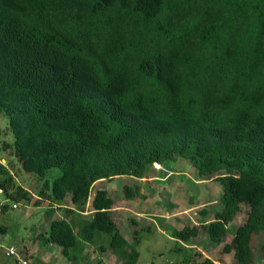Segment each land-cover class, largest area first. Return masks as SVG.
Returning <instances> with one entry per match:
<instances>
[{
  "label": "trees",
  "instance_id": "1",
  "mask_svg": "<svg viewBox=\"0 0 264 264\" xmlns=\"http://www.w3.org/2000/svg\"><path fill=\"white\" fill-rule=\"evenodd\" d=\"M0 112L14 135L0 151L36 175V202L80 216L89 204L77 230L67 216L50 217L39 233L70 261L91 243L138 264L116 197L105 187L93 193L94 184L130 176L123 196L132 200L149 166L188 160L222 183L221 207L173 236L187 242L202 229L233 254L230 264H255L253 237L264 233V0H0ZM53 167L61 172L52 182ZM0 188L12 208L33 196L2 159ZM243 204L247 217L232 233ZM10 207L0 204V214ZM196 252V264H228Z\"/></svg>",
  "mask_w": 264,
  "mask_h": 264
},
{
  "label": "rangeland",
  "instance_id": "2",
  "mask_svg": "<svg viewBox=\"0 0 264 264\" xmlns=\"http://www.w3.org/2000/svg\"><path fill=\"white\" fill-rule=\"evenodd\" d=\"M3 139L13 140L14 135L9 128L6 114L0 112V143ZM11 153L10 150H1L0 159L9 165L18 181L29 189L33 196L30 200L18 202V206L12 208L14 201L0 188V204L8 203L11 206L6 212L0 214V223L7 226L6 232L0 231V264H19L18 260L21 257L28 259L29 264H43L45 258L51 257L46 255L42 258L45 245L38 233L48 228L52 217L68 215L55 205L52 211L53 204L48 199L44 198L40 200L41 202H36L41 183L34 173L24 170L17 157ZM147 171V176L142 179L144 182L141 191L132 200H127L123 196V186L135 181L130 176L100 180L94 184L93 188L94 192L97 187H105L116 197L117 203L113 212L129 241L138 242L136 247L141 252L138 264H196L195 261L201 258L196 251L212 257L217 263H235L233 254H224L223 244L211 241L202 229L197 237L187 242L173 236V230L176 227L202 224L214 217L215 211L221 207L222 183L214 177H201L188 160L169 161L159 166L154 163L148 167ZM60 172L59 167H53L48 177L53 182ZM247 210L248 206L243 204L242 210L230 222L229 227L232 233L246 219ZM80 219L84 220L85 217L78 214L72 216L76 230ZM135 238L136 241H134ZM226 239L230 240L231 234ZM105 240L108 244V239L105 238ZM263 241L264 233L254 235L252 244L255 249V264H264L261 249ZM12 244L17 246L18 256L8 257L5 250ZM28 251L33 252L34 255L29 254ZM191 254L193 259L190 258ZM60 262L71 264L62 253L59 260L55 259L50 264H60ZM72 262L74 264H123V260L111 248L100 251L98 247L95 250H88L87 254Z\"/></svg>",
  "mask_w": 264,
  "mask_h": 264
},
{
  "label": "crops",
  "instance_id": "3",
  "mask_svg": "<svg viewBox=\"0 0 264 264\" xmlns=\"http://www.w3.org/2000/svg\"><path fill=\"white\" fill-rule=\"evenodd\" d=\"M94 193V192H93ZM66 206H71L72 204L71 203H66L65 204ZM62 210H64V209H62ZM90 213H91V209H90V207H89V204L86 206V208H85V210L82 212V215L81 216H84L85 218L87 217V216H89L90 215ZM74 215V214H73ZM73 215H68L67 217L72 221V216ZM61 217H64L63 215L61 216ZM53 218V217H52ZM58 218V217H57ZM46 230H47V228H46ZM40 233V232H39ZM38 233V234H39ZM12 245H14V244H12ZM44 246V245H43ZM45 250H44V252H43V257L42 258H45L44 256H46V255H48L49 256V258L50 259H44L45 261L43 262V264H45V263H47V264H50V263H52L55 259H57V260H59L60 258H61V247H60V245H58L57 243H51V244H49V245H45ZM97 247H95L93 244H91V243H88V244H86L85 245V247H84V250H83V252H82V254L81 255H85V254H87V251L88 250H95ZM29 252V254H32L31 253V251H28ZM39 253H40V251H39ZM50 253V254H49ZM32 255H34V253L32 254ZM24 258V257H23ZM54 259V260H53ZM19 261V260H18ZM69 262L71 263V264H74V262H72V261H70L69 260ZM60 264H62V262H60ZM76 264H78V263H76Z\"/></svg>",
  "mask_w": 264,
  "mask_h": 264
},
{
  "label": "built area",
  "instance_id": "4",
  "mask_svg": "<svg viewBox=\"0 0 264 264\" xmlns=\"http://www.w3.org/2000/svg\"><path fill=\"white\" fill-rule=\"evenodd\" d=\"M13 207H17V204L14 203ZM5 254L7 256H10V257L11 256H18V248H17V246H15V245L8 246L7 249L5 250ZM19 264H29L28 259L21 257V259H19Z\"/></svg>",
  "mask_w": 264,
  "mask_h": 264
}]
</instances>
